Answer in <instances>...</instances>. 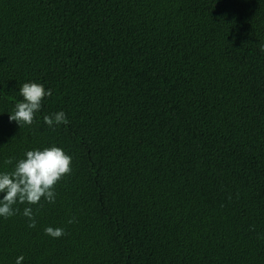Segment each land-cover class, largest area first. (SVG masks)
Wrapping results in <instances>:
<instances>
[{"label":"trees","instance_id":"trees-1","mask_svg":"<svg viewBox=\"0 0 264 264\" xmlns=\"http://www.w3.org/2000/svg\"><path fill=\"white\" fill-rule=\"evenodd\" d=\"M262 46L264 0H0V173L72 157L54 204L0 217V264H264Z\"/></svg>","mask_w":264,"mask_h":264},{"label":"clouds","instance_id":"clouds-1","mask_svg":"<svg viewBox=\"0 0 264 264\" xmlns=\"http://www.w3.org/2000/svg\"><path fill=\"white\" fill-rule=\"evenodd\" d=\"M264 52V46L261 47ZM20 95L23 100L17 102L15 110L9 115V120L16 122L21 127L32 125L36 119V113L41 111L45 98L53 95L42 84L31 82L24 83L20 87ZM45 124L50 128L55 125L68 124L66 113L60 111L51 116L43 117ZM5 164H13L12 159ZM72 173V157L62 148L57 146L46 147L43 150L36 149L26 152L25 158L20 159L12 171L0 173V217L5 219L16 215L20 209L14 207L17 204L41 205L42 199L50 204L56 202V186ZM23 215L30 221L29 227H36V215L32 207H25ZM70 219L68 223H74ZM45 233L53 238H61L66 233L62 228L47 227ZM23 256L16 260V264H22Z\"/></svg>","mask_w":264,"mask_h":264}]
</instances>
